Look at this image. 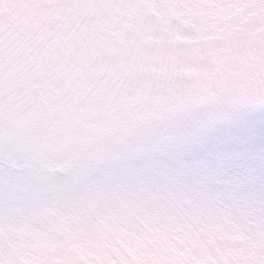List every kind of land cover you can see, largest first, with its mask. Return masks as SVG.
Instances as JSON below:
<instances>
[{
    "label": "snow or ice",
    "instance_id": "obj_1",
    "mask_svg": "<svg viewBox=\"0 0 264 264\" xmlns=\"http://www.w3.org/2000/svg\"><path fill=\"white\" fill-rule=\"evenodd\" d=\"M0 264H264V0H0Z\"/></svg>",
    "mask_w": 264,
    "mask_h": 264
}]
</instances>
